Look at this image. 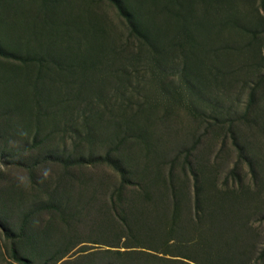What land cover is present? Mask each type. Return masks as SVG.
<instances>
[{"label": "rangeland", "instance_id": "1", "mask_svg": "<svg viewBox=\"0 0 264 264\" xmlns=\"http://www.w3.org/2000/svg\"><path fill=\"white\" fill-rule=\"evenodd\" d=\"M0 264H264V0H0Z\"/></svg>", "mask_w": 264, "mask_h": 264}]
</instances>
